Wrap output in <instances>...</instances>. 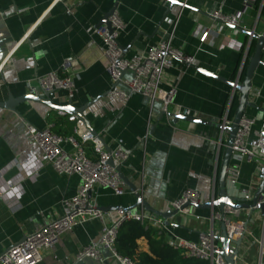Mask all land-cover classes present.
<instances>
[{
    "label": "crops",
    "instance_id": "1",
    "mask_svg": "<svg viewBox=\"0 0 264 264\" xmlns=\"http://www.w3.org/2000/svg\"><path fill=\"white\" fill-rule=\"evenodd\" d=\"M178 1L183 5L172 6L163 20L167 10L164 0H119L115 9L123 22L117 42L122 48L130 45L124 52L126 57L146 51L160 40H168L194 56L190 65H178L162 73L159 88L176 89L173 103L165 112L157 97L130 93L122 104L110 93L112 86L125 90L126 85L110 82L101 42L91 32L115 0H0V44L8 38L4 43L8 53L0 61V100H5L8 93L12 97L28 93L27 83L35 85L37 76L50 71L60 73L63 60L69 58L68 73L76 90L71 98L62 90L52 92L53 102L64 106L70 101L79 107L103 95L84 111L92 134L105 146L117 144L124 148L128 158L120 166L122 174L147 204L160 212L170 211L169 202L185 188L200 192L203 203L217 195L216 179L227 134L216 124L228 120L233 92L228 84L199 69L235 80L253 40L241 30L260 33L264 26V18L260 17L264 0ZM217 9L224 14L242 12L240 26L213 23L210 14ZM197 24L213 25L217 31L214 44L198 42L193 36ZM261 58L264 59V51ZM129 77L128 72L123 74V80ZM249 100L256 106L246 107L244 112L255 120L248 144L252 149L260 144L262 155L238 163L237 183L226 180V193L238 198L252 194L259 183L258 173L264 170V65L254 71ZM186 109L191 116L210 124L183 120L173 123L167 115L182 114ZM66 116H58L39 102L18 103L15 111L0 107V254L43 223L60 217L61 201L77 190L78 176L55 173L26 127L43 128L52 123L54 131L63 135L71 134L73 126L79 133L88 131L81 121L69 122ZM64 146L69 149L68 144ZM8 183H13L12 189L8 190ZM90 197L98 206L110 209L103 211L102 218L88 220L60 235L51 248L40 251L41 260L35 264H118L112 258L99 263L87 258L75 260L74 256L81 246L98 238L104 224L116 219L117 206H132L136 199L128 188L116 196L99 186L91 190ZM140 210L164 224V219L142 206L134 209ZM209 210L190 207V215L177 213L166 226L178 237L195 241L205 224L192 214L208 215ZM216 229L219 234L220 224H216ZM148 230L154 236L160 234L168 245L172 241L166 231ZM136 251L148 252L145 236L136 240Z\"/></svg>",
    "mask_w": 264,
    "mask_h": 264
},
{
    "label": "built area",
    "instance_id": "2",
    "mask_svg": "<svg viewBox=\"0 0 264 264\" xmlns=\"http://www.w3.org/2000/svg\"><path fill=\"white\" fill-rule=\"evenodd\" d=\"M242 12L224 14L217 9L211 12L213 23L222 26L239 27ZM108 26L101 24L92 29V35L101 42V50L106 58V73L112 84L124 82L126 89H118L112 86L110 93L116 100L124 104L130 93H139L149 98H159L163 109L167 112L169 105L173 103L176 89L173 86L165 90L159 88L162 73L178 65H190L194 61L192 54L185 53L181 47L173 46L168 40H160L150 46L146 51L137 52L129 57L122 54V48L117 42V37L123 28V22L117 11H113L107 18ZM168 23H171L170 21ZM217 31L212 24L204 26L197 24L193 36L199 43L214 44ZM264 51V50H263ZM8 53V52H7ZM70 59L63 60L60 73L50 71L37 76L36 84H26L27 92L34 95L52 93L62 90L68 98L74 94L76 87L73 78L68 73ZM129 73L130 77L123 80V74ZM58 116H66L63 111H56ZM182 114L190 115L189 110H183ZM67 121L76 122L75 115H67ZM254 118L242 115L237 131L232 142V154L230 164L226 170V180L232 184L237 183L239 177V162L246 158L262 155L261 145L257 144L252 149L248 144V136L254 124ZM230 120H226L229 123ZM54 124L46 123L43 128L27 125V131L32 142L41 150L45 161L53 171L59 175H77L79 184L77 190L70 198L61 201L63 214L53 220L43 223L37 230L24 236L23 240L8 248L0 254V264H35L41 260L40 251L51 248L60 235L70 232L74 226L81 225L91 219H100L104 212L100 210L96 201L90 197L94 187H103L120 196L125 191V184L119 177L116 166H121L128 158V153L120 145L105 146L91 132H78L73 126L72 133L63 135L53 130ZM64 144L69 145L66 149ZM86 144L91 145L93 156L85 153ZM112 165L108 164V161ZM15 166L20 169L19 165ZM13 183H8V190ZM252 194L241 195L246 203H250ZM211 198L210 201H212ZM200 192L192 188H185L175 199L169 202L170 210H176L183 216L190 215L189 208L192 205L201 204ZM264 203V193L257 200ZM256 210L255 205L248 209H236L224 205L221 210L211 209L208 215H194V219L205 224L200 230L195 241L187 240L173 234L170 229L155 216L140 211L118 209L116 219L110 224L101 227L97 239L90 240L81 246L74 259H90L103 263L112 258L118 264H134L128 257L119 255L114 247L116 235L120 226L126 221H135L146 228L166 231L172 235L170 247L180 250L185 257L198 259L206 264H225L221 255V243L216 239L218 231L216 224H223L228 238V253L233 264H264V209L260 211L261 219L256 225L251 214ZM176 213V214H177ZM239 243L236 244V241ZM107 253V256H104Z\"/></svg>",
    "mask_w": 264,
    "mask_h": 264
},
{
    "label": "water",
    "instance_id": "3",
    "mask_svg": "<svg viewBox=\"0 0 264 264\" xmlns=\"http://www.w3.org/2000/svg\"><path fill=\"white\" fill-rule=\"evenodd\" d=\"M119 0H115L111 8L103 14L102 19L98 22V25L105 24L107 27L108 22L107 18L108 16L115 11L117 4ZM167 2V10L162 16V20L166 17L169 9L174 6H182L183 3L178 0H164ZM3 27L2 19L0 17V28ZM233 27V26H231ZM238 28V27H233ZM244 34L248 35L250 39L255 40L253 52L251 55L247 56V53L245 54V58L247 57V64L245 66V71L242 80H239V76L241 74L244 61L242 62L241 67L239 68L237 78L235 80H229L227 78H224L222 76H219L217 74H214L213 72L206 71L203 69H199L202 73L211 76L217 80L223 81L226 84H228L232 88V92H237L238 98H237V105L234 111V114L230 120L229 123H218L216 124L217 128L221 129L222 131H225L227 134V137L225 139L224 144V150L221 156V160L218 167V173H217V195L212 201L204 202L197 205H192L195 208H211V209H219L221 210L224 205H229L236 209H248L249 206H256L260 211L264 209V203H257V200L262 196L264 193V170L258 173L259 183L255 190L252 192V197L250 203H246L243 198H238L235 196L228 195L226 193L225 189V182H226V170L230 162L231 154H232V142L234 135L238 128V123L242 115H244L246 107H255L253 101L249 100V96L252 92V78L254 75V71L259 65H264V59L261 58L262 52L264 50V26L262 28V31L260 33H257L255 31L251 30H241ZM8 41V38L6 40H2L0 44V61L5 57L7 51L6 48H4V43ZM127 47L129 48L130 45L126 46L125 48H122V54L127 50ZM124 71H122V74ZM232 93V94H233ZM52 93H43V95H34L30 93H24L18 97H12L10 93L7 94V98L5 100H0V107L8 108L12 111H15V107L18 103H22L24 101H31V102H39L42 104H45L48 106L51 110L56 111H63L65 114L67 113H74L77 120L81 121L85 127L88 129L89 132L93 133V130L84 114V111L91 107V105L97 100L103 96H98L89 102L79 106L75 107L72 105L70 101L66 103L64 106L57 105L53 102V99L51 97ZM232 97V96H231ZM264 112V110H263ZM167 115L172 118V122H176L177 120H183L188 122H194V123H200V124H210L209 121L191 116V115H184V114H173L168 112ZM264 136V132H263ZM108 164L112 165V162L109 160ZM116 170L118 172L119 177L124 182L126 188L130 192L133 193L136 201L132 206L129 207H122L117 206V209H121L123 212L127 210H134L135 208L142 206L144 210H146L149 213L156 214V216L161 217L164 219V224L169 225L168 219L174 215H176V210H170L167 212H160L155 209H153L151 206L147 204V202L142 198V194L137 190L136 186L130 182L121 172L120 166H116ZM102 211H106L110 209L109 207H98ZM216 239L220 241L221 243V255L223 256L225 260V264H233L231 255L228 253L227 246H228V238L226 237V231L224 225L220 224V233L216 236ZM239 243V240L236 241V244Z\"/></svg>",
    "mask_w": 264,
    "mask_h": 264
},
{
    "label": "trees",
    "instance_id": "4",
    "mask_svg": "<svg viewBox=\"0 0 264 264\" xmlns=\"http://www.w3.org/2000/svg\"><path fill=\"white\" fill-rule=\"evenodd\" d=\"M260 17L264 18V2L261 5ZM255 40H251L247 51V56L253 52ZM247 64V57L245 58L239 80H242L245 66ZM237 92L232 94L230 99L227 116L228 120H231L236 105H237ZM53 126V130H54ZM85 153L90 156L92 149L90 144H86ZM140 236H145L148 244V252H137L136 251V240ZM114 247L116 252L121 255L128 257L134 264H206L198 259L192 257L183 256L180 250L173 249L164 242L160 234L154 236L153 233L149 234L148 228L142 226L135 221L124 222L116 235Z\"/></svg>",
    "mask_w": 264,
    "mask_h": 264
},
{
    "label": "rangeland",
    "instance_id": "5",
    "mask_svg": "<svg viewBox=\"0 0 264 264\" xmlns=\"http://www.w3.org/2000/svg\"><path fill=\"white\" fill-rule=\"evenodd\" d=\"M251 217H252L254 223H255L256 225H258L259 222H260V219H261V213H260V211L256 210L255 212H253V213L251 214Z\"/></svg>",
    "mask_w": 264,
    "mask_h": 264
}]
</instances>
